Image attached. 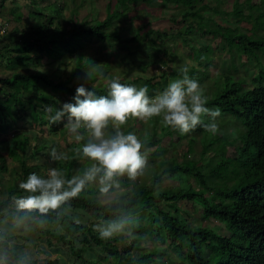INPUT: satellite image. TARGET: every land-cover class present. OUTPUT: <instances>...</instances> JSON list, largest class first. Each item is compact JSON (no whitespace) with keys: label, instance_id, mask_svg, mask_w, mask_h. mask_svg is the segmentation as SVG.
<instances>
[{"label":"trees","instance_id":"obj_1","mask_svg":"<svg viewBox=\"0 0 264 264\" xmlns=\"http://www.w3.org/2000/svg\"><path fill=\"white\" fill-rule=\"evenodd\" d=\"M154 1L157 3L154 4ZM217 1V4H214L213 1L207 3L205 0H116L115 2L109 0L108 16L102 21L80 22L75 11L72 15L71 27L65 26L63 29L58 27L51 29L52 16L46 17L48 21L41 22L43 15L32 5L31 9L27 10L26 17V22H29L28 24L32 22L34 25L31 26V33L25 38L23 35L16 38L10 34L6 37L8 42H0V175L2 174L0 220L14 221L16 223L14 228L18 231L16 236L0 238V250L9 253L12 260L15 259L21 264L50 263L46 250H40L28 260L16 254L15 251L23 252V247L19 243L13 242L12 245L8 243V240L28 239L23 235L28 231L35 234L38 239H44L50 249L57 251L59 246L65 247V251L59 252L68 254L74 259L88 257L92 264H102L106 261V264H163L165 260L172 264H184L183 262L264 264V73H260L259 77L256 75L246 77L249 87L243 85L245 82L241 85H231L221 92L218 100L212 102L226 109L230 115L241 121L246 129L241 145L236 149L237 158H235V161L243 166L241 175L231 181L229 187L227 181L232 178H228L224 190H218L208 184L194 165L167 162L159 174L156 171L154 175H146L148 179L146 183L131 184L132 180L126 176L119 178L120 187L111 191L115 192L119 189L124 191L119 194L114 193L107 198L109 200H100L96 196L100 193L99 187L94 188L89 184L77 198L63 206L58 213H50L47 217L35 220H25L22 226L17 223L21 214L16 212L15 207H11L13 196L19 194V181L26 179L28 174L37 172L43 175L48 167L59 166L65 170L68 178H71L77 171H82L87 166L86 161L75 155L73 150L77 145L74 142L67 143L63 151L68 153L69 160L53 164L47 157L52 147L57 148L58 151H62V148L57 141L46 135L65 134L64 123L50 125L44 112L47 106L59 109L62 103L58 104L56 99L60 100L61 96L66 97L70 90L67 85L71 81L61 79L58 75L60 70L48 64L59 61V66H62L63 61L60 60V56L65 54L63 47L70 45L71 50H80L83 47L82 42L88 40L87 36L95 37L96 42L110 39L115 43L114 50L117 47L122 49V45L127 46V56L130 59L134 54L139 56L137 51L130 48V44L137 43L143 46L139 53L140 59L145 53L151 57L143 61L139 60L137 66L132 64L134 68L128 73L141 74L137 76V82H141L142 87L153 88L158 84L155 70L156 68L160 70L161 65H165L166 50L171 48L166 45L172 39L182 40V43L188 47L191 57L196 60L205 57L204 62L209 66L214 64V58L213 54L206 56L201 52L205 46L197 56H193L192 53L195 45L205 35L237 44L241 58L245 62L252 61L253 59H249L252 56L256 60L264 59V55H260L264 54V36L260 34L264 33V28L261 29L264 27V0H258V3H253V0H231L232 2L227 0L230 9L221 5L220 0ZM4 2L6 0H0V7ZM32 2L40 5L45 0ZM11 4L20 7L15 0H12ZM169 4L175 7L178 14L180 13V19L173 22L177 23L174 25L181 26L183 31L176 32L169 29L172 32L168 34L159 30H149L146 23L137 27L127 37H122L118 31L113 34L103 31L114 21L121 24L119 25L121 29L122 23L128 21V16L135 12L134 10L140 13L147 10V7H156L152 9L156 11L159 6L167 7ZM63 6L61 5L59 9H63ZM206 9H209V12L201 13ZM223 11L226 12L224 15H222ZM147 12L150 14L149 11ZM218 13L222 18L217 17ZM58 14L60 15L61 12ZM204 15L208 16L207 22L198 23ZM137 17L139 18V15ZM216 18L221 20L217 21ZM220 21L224 23V27L221 26ZM15 22L19 23L20 20ZM243 23L252 27L247 33L239 34V28ZM197 25L200 27L196 28ZM195 29L200 31V36L197 35L198 41L193 37ZM38 30L43 32L36 38L35 33ZM123 31L126 33V30ZM118 58H120L119 53ZM45 60L48 62L46 63ZM178 60L183 59H178L174 53V60L168 59L167 62L176 63ZM44 66L46 69L43 68ZM172 68L173 74L181 78L179 71L181 67L179 70L175 66ZM159 78L161 79L162 76L160 75ZM166 84L167 81L163 80L161 88ZM40 90L50 93L41 94ZM104 91L107 94V88ZM56 93L61 96L54 99L53 95ZM19 123L29 124L31 130L20 129ZM33 127L35 130H32ZM143 143L146 149L157 146L155 137L147 142L144 140ZM150 157L155 156L150 154ZM8 160L15 163L11 171L7 170ZM176 174L193 176L198 185L191 190L176 193H166L164 189H160L165 175ZM183 200H187L196 208L198 206L195 212L208 224L194 226L192 223L196 221L195 217L188 210L182 209L181 212L179 208L178 203ZM116 211H121L130 217L137 214L144 220L145 226L139 222L138 226L134 227L132 238L99 239L98 234L93 231V225L111 218ZM74 218L79 219L80 223H74ZM212 221L222 224L226 234H221L219 226L213 225ZM146 234L150 238L142 236ZM127 239L128 244L116 245L118 241ZM160 240L164 243L166 240L168 244L173 240L175 243L158 246ZM150 243V247L144 249V246ZM168 246L171 251H167ZM25 249H28L27 245L24 246ZM93 250H98L104 256L99 255L100 257L94 261L91 257Z\"/></svg>","mask_w":264,"mask_h":264},{"label":"rangeland","instance_id":"obj_2","mask_svg":"<svg viewBox=\"0 0 264 264\" xmlns=\"http://www.w3.org/2000/svg\"><path fill=\"white\" fill-rule=\"evenodd\" d=\"M11 1L8 0L4 2V5L0 7V21L1 22H8L10 20H20L18 24H16L14 21H10L11 27L10 32L13 36L18 38L20 35H23L24 38L27 36V34H30V29L28 23L25 21V17H27V10H29L30 6L33 4H29L31 0H18L17 3L20 5L21 11H14L12 15H10L11 9ZM14 1V0H13ZM33 1V0H32ZM80 0H76L75 3H79ZM89 4L84 3V5L79 9L78 11V19L85 20V22L94 23L95 20L102 21L106 16H108L107 11V5L109 0H87ZM111 2H115L116 0H110ZM207 3L213 1L214 4H217V0H205ZM59 2H64L68 9H66L65 13L63 14V19H61V15L56 13L55 11L59 9ZM229 2H232L231 0ZM74 2L72 3L71 0H45V2H42L40 4L41 6V12L52 15V21L51 25H63V21L68 22V27L71 26V12L74 9ZM157 3L154 1V4ZM161 3V2H160ZM253 3H258V0H253ZM75 4V5H77ZM220 4L225 6L226 9H230V5L228 4L227 0H220ZM260 4V3H259ZM66 6V7H67ZM65 7V6H63ZM132 5L129 6L131 8ZM156 7H147V10H143L140 13L137 10H134L135 12H132L128 16V21L123 22V27L119 29L120 23L117 24V21H114L109 24L107 28H105L103 31L106 33H115L118 31L119 34L123 33V30H126V35L128 36L130 33H133L137 27L143 24H148L149 30H159L163 31L165 33L170 34L172 30L177 31H183L181 29V26L174 25L177 23H174L173 20H179L180 19V13L178 14L175 7L171 4H169L167 7L159 6V9H156V11L152 10ZM224 10V9H223ZM150 14H148V12ZM204 12V13H203ZM209 12V9H206L202 11L201 13L206 14ZM24 16H22V14ZM226 12L223 11L222 15H224ZM139 15V18L137 17ZM56 17V18H55ZM61 17V18H60ZM217 17L222 18L221 14L218 13ZM219 18H216L217 21L221 20ZM208 16L204 15L201 22H207ZM48 21V19H47ZM9 22V23H10ZM43 22V20L41 21ZM32 23V22H30ZM221 26L224 27V23L220 21ZM33 24V23H32ZM34 26V25H33ZM200 27L199 25L196 26V28ZM252 27L249 25H246L243 23L241 25V28H239V34H242L243 32H248V30ZM262 27L261 29H263ZM123 29V30H122ZM172 29V30H169ZM22 31V32H21ZM43 31H37L35 33L36 38L40 36V34ZM200 31L194 30V39L199 40L197 38V35ZM264 36V33H260ZM30 37V36H29ZM85 42L82 44L84 45L80 50L73 51L71 50V46L67 45L63 47L64 53H66L63 56H60V60L63 61L62 64V77L64 79H67L69 77H73L72 82L70 83V86H72L74 89V92H69L65 96H61L60 94L56 93L53 95V98H60V100L56 99V102L58 104L64 103L69 98V101L71 103H74V97L76 94V88L80 85L85 86L89 91H92L94 88V91L96 87L101 89L106 85L107 79L118 77L120 78V75L126 76V80L124 82L129 84H136L137 87H142L141 82H137V77L135 75H132L128 72L131 71V68H134V66H137L139 63V60L143 61L147 57H151L149 55H145L140 59L141 54V48L143 46L138 45L137 43L131 44L132 49L136 50L137 54L139 55L137 57L136 54L133 55L130 59L127 56L128 49L127 46L122 45V49L118 52L117 49H113V45L115 44L110 39H107L105 41H100L101 45L96 42L97 40L95 37H89L87 36ZM207 41L212 44V49L209 46H205L203 51H201L203 54H206V56L213 54L214 55V76L213 74L209 72V68L204 70V68H199L195 71V73L189 72V76L195 80H197L205 89V93L208 96L209 102H212L215 98H218L221 92L226 89L230 88L231 85L243 84L245 87H249V82H246V77L248 76H255L259 77L260 73H264V59L261 61L259 58L256 60L254 57H250L249 59H253L252 62H245L241 58V52L238 49L237 44L231 41H225V44L221 42V39L212 40L209 37L205 38ZM20 41V40H17ZM166 42V40H165ZM158 43V41H157ZM201 44H204L201 42ZM118 45V44H116ZM168 47L174 48V51H176V56L178 59H184L182 62L177 61L176 67L177 70H179L180 67L184 66V64L189 65L192 60L189 59L187 52L188 47H186L182 40L180 39H172L167 42ZM116 47V46H115ZM162 47V45H161ZM169 48L167 49V56L169 57V61L174 60V53L173 50ZM88 49V50H87ZM87 50V52H85ZM118 53L121 55L120 58H118ZM193 56H197L200 51L193 48L192 50ZM264 55V54H260ZM257 55V56H260ZM108 56H114L117 61L114 59H110L111 64L107 61ZM223 58V59H222ZM205 57H202L201 60H204ZM134 61V62H133ZM168 61V60H167ZM47 63L48 60H45ZM45 63V64H46ZM59 61L56 62H49L48 64L50 66L59 65ZM92 64L99 65L95 67L94 69L91 67ZM116 63V64H115ZM164 69H158L156 70L160 72V75L162 78H158V84L154 86H148L149 90V96L152 97L156 95L157 93L164 90L166 85L174 79H177L173 74V69L169 68L168 62H164ZM46 69V67H43ZM86 70L89 74V78L87 75L83 73V71ZM180 71V70H179ZM191 71V70H190ZM140 73V71H139ZM132 75V76H131ZM141 76V74H139ZM148 75V72H147ZM124 76H121L123 79ZM102 82H101V81ZM163 80L167 81V84L165 87L161 88V85L163 84ZM41 94H48L50 92H45L44 90H40ZM100 95H103L101 92ZM220 109V108H219ZM58 110V109H57ZM222 115L217 118V121L219 123L220 132L217 134H209L201 128L203 132L201 133H191V134H180L179 131L173 130L171 128H166L161 125L159 122V118H153L149 121H141L138 119H131L127 123L128 127L131 129V131L135 132L137 136L142 141H149L152 137H156L157 140L160 138L162 139L165 137L163 130L167 134L168 137L163 138L160 142V146L157 148H150L148 153V164L145 168V171L143 175L138 176L135 180L131 181V184L133 183H143L148 180L146 175H154L157 173L159 174V171L163 167V165L167 162L171 163H178V164H184V165H194L196 167V170L201 172L204 176L205 181L208 184L213 185L218 190H224L226 188L225 180L228 178L236 179L239 176L240 173V167L237 164H234L231 162V155L235 148L240 146V139L242 132L244 131L243 125L240 121L235 119L234 117L230 116L225 109H220ZM66 120V118H65ZM205 122H207V118H205ZM27 123H19V128L24 129L26 131H30L31 127ZM126 127V125L124 126ZM32 130H35V127H33ZM125 132H128L129 130H123ZM47 137L53 138V140L57 141L59 144V147L62 148V151H64L65 146L67 143H71L73 140L70 137V135L63 136L60 135V133H56L53 136H50L49 134L46 135ZM180 141V142H179ZM4 149V148H3ZM156 152V154H154ZM150 154L152 156L156 157H150ZM219 155L220 160H214V157ZM168 159V160H167ZM167 160V161H166ZM7 170L11 171L14 169L15 163L11 160L7 161ZM216 165H218L216 168ZM148 172V173H147ZM2 176V174L0 175ZM149 176V177H150ZM5 177V176H4ZM163 184H161V188H169V193H176V191L172 192L171 188H177L179 191L187 190L191 184L186 183L185 188L184 182H186V177L183 175H174V176H164ZM148 183V182H147ZM192 184L196 183L195 179H192ZM94 188L98 187L99 185L95 182L91 183ZM179 187V188H178ZM196 187V185H195ZM192 186V188H195ZM124 189H119L118 191H115L113 193H105L100 194L99 193V199L102 201L109 200L107 198H110L113 196L114 193H121ZM175 190V189H174ZM166 192V191H165ZM179 208L182 212V209H186L189 211L191 215H193L196 219L192 223L194 226H205L208 223L205 220H201L198 217L197 209L195 205H192L191 203H188L187 200H183L178 203ZM14 208V204L12 206ZM196 209V212H195ZM182 216V214H180ZM132 219H135V221L142 222L145 226L144 220L140 218L137 214L135 216L131 217ZM213 225H218L220 228L221 234H226L225 227L215 221L211 222ZM14 225L16 223L14 221H1L0 220V238L2 237H12L13 235H17V230L14 228ZM24 236H26L28 239L26 240H20L16 239L15 241L8 240V243L14 244L19 243L23 247V252H16V254L24 256L28 260H31L33 257V254L39 252L40 250H46L49 258L50 263L48 264H92L91 260L85 257L83 258H71L70 255L61 253L59 251H65L66 248L59 246L57 248L58 250L50 249L48 246H46V242L44 239H38L35 234H32L28 231H25L23 233ZM148 238L149 235L146 234ZM145 238V237H144ZM25 241V242H24ZM125 241H118L116 245H125L128 244V242ZM150 241V240H148ZM155 242V241H154ZM175 241H170V243H165L164 241H161L158 243V246H164V245H170L174 244ZM78 244V243H77ZM28 246V249L24 250V246ZM82 246V244H79ZM150 244H147L144 246V249H148L150 247ZM167 251H171L169 246L167 247ZM205 252V251H204ZM85 256H88L87 254H84ZM104 256V254H100L98 250L91 251V257L92 259L97 260L100 256ZM174 255V254H172ZM6 256L8 259V264H21L20 262H17L15 259L12 260V257L9 253H6L4 250H0V257ZM18 256V255H17ZM19 257V256H18ZM19 260H22L19 258ZM112 261V259H109ZM102 261V260H101ZM171 261V260H170ZM106 262H103L102 264H106ZM186 264L185 262H183ZM0 264H2V259H0ZM45 264V263H44ZM163 264H172L171 262H168V260H165ZM190 264V263H187Z\"/></svg>","mask_w":264,"mask_h":264},{"label":"clouds","instance_id":"obj_3","mask_svg":"<svg viewBox=\"0 0 264 264\" xmlns=\"http://www.w3.org/2000/svg\"><path fill=\"white\" fill-rule=\"evenodd\" d=\"M31 2L32 0L29 4H33V2ZM71 2L75 3L76 0H71ZM84 3L89 4L87 0H80L78 4L75 3L77 5L74 4V9L71 12L70 24L72 23V15L76 11L78 17V11ZM61 5L65 7L56 11L58 13L61 12L60 15L62 18H60L63 19V14L66 9H68V6L64 2H59V7ZM33 6L43 15L44 18L41 19L43 22L47 20L46 17L52 16L41 12V6L39 4H33ZM13 10L21 11L20 7L11 4V9L8 10L10 11V15H12ZM21 14L24 16L23 13ZM10 21H0V31H2L0 32V38L6 39V37L11 34L10 27L12 23ZM82 21L85 20H80V22ZM64 23L65 25L61 26L53 25L51 29L57 27L63 29L65 26L68 27L69 23L63 21V24ZM28 25L31 30L33 24L30 23ZM70 27L71 26L68 28ZM121 35L122 37H127L124 32L121 33ZM206 37L212 40L221 39L211 38L209 35H205L195 45V49L201 51V48L207 45L212 49V44L214 43L207 41L205 39ZM225 41L226 39H221L223 44H225ZM201 42L204 44H201ZM98 43L101 45L100 42ZM82 46L84 45L82 44ZM130 48L132 49L131 44ZM14 49H16V47H14ZM87 50H85V52H87ZM173 52L176 54V51L173 50ZM187 54L188 56L186 57H189L192 62L189 65L184 64V66L180 68L181 78L171 80L163 91L152 97L148 94L149 90L147 86L137 87L135 86L136 84H127L124 82L127 77L120 75V78L113 77L107 79L106 85L101 89L96 87L95 91L94 88L92 91H89L83 85L78 86L76 88L74 103H71L68 98L64 100L66 102L60 104L58 110L50 106L45 107L44 112L49 124L64 123L63 129L65 130V134L63 135L60 133V135H62V137L70 135L73 140L72 142L77 145L73 150L75 155L86 161L87 166L82 171H77L71 178H68L65 170L56 166L48 167L43 175L32 172L27 175L26 179L19 181V194L12 198L16 212L21 214L17 221L18 225L22 226V223L28 219L35 220L37 218L47 217L50 213H58L63 206L77 198L87 185L90 184L89 186H93L91 184L93 182L99 185L100 194L108 192L113 193L111 190L120 187L119 178L126 176L130 180H135L138 176L143 175L148 164V153L150 148L146 149L143 141L135 132L131 131V129L128 132L123 131L129 129L127 123L131 119L149 121L153 118H159V122L163 127L179 131L182 135L191 134L193 132H203L201 128L196 129L198 126L202 127L203 130L209 134H217L220 132L217 118L222 115L220 109L224 108L213 104L217 98L212 101L213 103H208L209 99L202 86L203 84L201 85L197 80L189 76L190 70H193V73H195L199 68H204V70L209 68L210 74L212 73V76H214V64L209 66L205 64L204 60H196L189 55V49ZM110 59H114L117 61L116 63H118V60L114 56H108L107 58V61L111 64ZM168 59L169 57L167 56L164 61L167 62ZM251 62L250 60V63ZM97 66L99 65L91 63L93 69ZM172 66L176 67V63L170 62L168 67L173 69ZM53 67L60 70L58 71V75L61 79L70 80L72 82L73 77L67 79L62 77V66H57L55 64ZM161 69H164V65H161ZM83 73L89 78L88 73H85V71H83ZM132 75L137 77L139 74L134 72ZM121 76H124L123 79ZM155 76L158 81L160 72L155 70ZM70 83H68L67 87L70 89L69 92L72 93L74 92V88L70 86ZM105 88H107V94L104 91ZM101 92L103 95H100ZM205 118H207V122H205ZM125 125L126 127H124ZM243 129L240 145L243 134L246 132L244 126ZM163 133L165 135L163 138L168 137L165 132ZM162 139L160 138L159 140ZM155 140L157 141V146L154 148H157L160 146L161 141L157 140L156 137ZM237 148H239V146ZM237 148L234 149L231 155V162L240 167V173L238 175L240 176L243 166L240 162L235 161V158H237ZM47 157L53 164H59L60 162L70 159L68 153L58 151L55 147L51 148ZM214 160L219 161L220 156H215ZM217 166L218 165H216V168H218ZM194 168L196 169V167ZM192 179H195V177L187 176L183 188H185L187 182L191 184L187 190H191L192 186H197V182L194 184L191 183ZM233 180L235 179L227 181L228 187ZM163 181L161 184H163ZM148 184L149 183H147V185ZM162 189H164L166 193H169V188ZM171 189L172 192L179 191L177 188ZM96 196L99 198V193ZM74 223L79 224L80 220L74 218ZM137 226L138 221H133L130 216L121 211H116L112 214L111 218L95 223L93 225V231L98 234V238L101 240H111L116 237L132 238L134 236V227ZM126 242H129V240L127 239ZM10 245L12 244L10 243ZM0 259H2V264H8L6 256L0 257Z\"/></svg>","mask_w":264,"mask_h":264},{"label":"crops","instance_id":"obj_4","mask_svg":"<svg viewBox=\"0 0 264 264\" xmlns=\"http://www.w3.org/2000/svg\"><path fill=\"white\" fill-rule=\"evenodd\" d=\"M3 41V42H8L7 39H4V38H0V42ZM1 68V67H0Z\"/></svg>","mask_w":264,"mask_h":264},{"label":"built area","instance_id":"obj_5","mask_svg":"<svg viewBox=\"0 0 264 264\" xmlns=\"http://www.w3.org/2000/svg\"><path fill=\"white\" fill-rule=\"evenodd\" d=\"M0 32H2V31H0Z\"/></svg>","mask_w":264,"mask_h":264}]
</instances>
